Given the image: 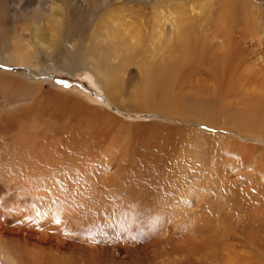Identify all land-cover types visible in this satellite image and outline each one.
Segmentation results:
<instances>
[{
	"label": "rangeland",
	"instance_id": "obj_1",
	"mask_svg": "<svg viewBox=\"0 0 264 264\" xmlns=\"http://www.w3.org/2000/svg\"><path fill=\"white\" fill-rule=\"evenodd\" d=\"M109 1L99 10L90 8L87 12V22L78 28H73L77 22L75 18L80 12L86 10L83 8L81 0L55 1L54 4L57 3L56 6L61 14V29L46 30L45 25L43 34L40 32L43 38L41 43L37 38L34 39L30 32L27 34V38L29 37L28 39L33 43L35 49L41 50L38 55L40 67L48 66L49 71L45 70L39 73V96L35 97V100L27 101L28 105H23V103L17 109L10 111L12 114H17L16 117H20V119L16 118L18 123L13 125L16 128L11 127L12 125L8 129L0 127V145L5 144V148L2 150L0 147V246L6 247L16 258L18 264H218L215 255H211L209 253L211 251L204 248L207 245L205 237L202 234L192 235L186 229L189 227L187 220H194L196 218L194 215L198 212L197 221L199 220V222L203 217L206 219L208 216L212 217V223L207 229L218 228L219 231H224L225 227L230 229L231 232L226 235V238L232 241L235 259L239 264H245L246 255H250L249 260L255 258L256 247L259 245L255 243V246H252L243 237L241 230L249 224L255 226L264 220V218L254 220L249 216V213L252 212V204L261 195L260 188L264 182V175L262 176L264 170L256 172L260 169L257 162H245L243 158L237 159L239 162L236 167L238 168L233 170L218 167H220L223 148L226 147L222 144H233L239 149L251 147L262 149L264 140L249 134L240 136L235 129L223 128L211 125L201 119L191 118V115L184 111L170 114L164 110L160 111L157 107H153L151 110L140 108L131 98V91L136 89L139 82L136 75L137 69L134 66H130L124 71L121 80L119 78L120 85L117 82L114 85H109V92L105 88V92L102 88V91H99L95 86L91 74L95 75L99 82L104 81L94 71L96 70L94 65L88 64L89 60L83 68L69 66L71 49L75 45V47L79 46L87 51L89 37L96 27V21L101 18L100 15L107 11L114 10V14L121 19L119 23L123 21L136 23L140 28H144L143 30H148L152 21L151 14L153 15L151 4L157 0ZM7 2L11 9L20 11V9H16L18 8L17 0H7ZM162 3L166 7L172 5L176 7L179 6L178 3H181V8L186 6L182 9L189 17H198L204 21L220 1L168 0ZM195 3H199L198 5L203 7L196 6ZM163 10H166L165 7L162 12ZM16 16L18 17L17 14ZM22 19L23 17L18 20L22 21ZM14 30L9 29L5 32L10 35ZM45 38L53 41H47ZM263 50L254 48V51L246 55L244 59L246 64L243 67L260 68V64H263L264 60ZM10 63L0 62V69L3 68L2 70L9 73L20 69L17 65L15 66L13 63L10 65ZM199 67L201 71H207L206 65ZM195 69L199 68L195 67ZM192 72L191 67H183L175 71V83L172 87L174 93H180L182 97L190 96L193 80L188 75ZM131 73L133 76L130 78ZM262 85L264 86V84ZM119 86H121V91L113 95L111 92ZM150 98L157 102L161 96L155 92ZM25 106L29 110H25ZM6 114L8 115L9 112H4V116ZM2 115L1 113L0 116ZM18 126L21 127L19 131L23 128H26L25 131L27 130L23 132L24 135L27 133L25 137L29 144L24 142L26 147L31 145V141H35L32 143L37 144H34L35 147L33 146L31 155H29L34 160L37 159L34 161L36 165L40 163L38 166H34L35 171L42 170L41 162L51 155L54 163L50 165L51 167L45 168L48 174L43 169L46 172L43 175H47L42 176L40 170L38 175H41L40 179H43L44 183H55L54 187L56 188L47 185L48 189L47 183L43 184L37 180L34 182L31 179L34 184L32 186L31 182L22 181L19 177L4 172L6 169L5 160L13 156V161L10 159L12 167L17 162L15 158L18 154H11L8 150L13 153L21 150H16L9 143L12 140L10 133H17ZM42 132L44 133L42 134ZM21 134L20 136H23ZM39 141L41 142L39 143ZM55 143L56 146H54ZM17 146L18 148L24 147L22 141ZM36 146L43 147L42 154L46 153V158L35 159L33 154L37 152ZM56 147L58 150L55 149ZM53 150L57 152L56 158L53 156ZM108 150L112 151L113 159L109 161L104 174H98L97 177V172L95 173L96 168L99 167L97 159L103 154H108ZM250 163L253 166V168L250 166L252 170L248 167L251 165ZM11 166L9 169H12ZM54 168L56 170H53ZM53 172L57 175L55 176ZM50 173L51 176H49ZM52 174L55 176L54 181L51 179ZM61 174L62 176L59 177ZM72 174L75 176L74 181ZM57 176L61 180L59 183L56 181L58 180ZM86 177L89 179H85ZM66 178L67 180H65ZM48 179L51 182H48ZM64 183L65 185L69 183V189ZM185 185L201 188L199 202L195 204L194 201L189 200L191 203L187 213H184L185 215L179 220H168L165 223L167 225L166 232L160 231V213L165 209H170L166 201L172 196V189L186 187ZM31 186L36 189H32ZM58 187H61V192L63 189L62 193ZM196 188L195 190H197ZM51 191L52 195H49ZM53 199L62 211H66L61 219L64 228L58 229L61 234L57 229H50L49 233L45 235L21 211L24 213L33 212L29 207L30 203L37 201L35 205L44 204L46 206L48 202L54 201ZM261 199L263 201L264 197ZM13 203H17L18 207ZM22 204L24 207H21ZM33 214L35 213L33 212ZM190 236H195V239ZM222 239L224 238L222 237ZM30 254L36 256L37 262L33 258L31 259ZM213 259L216 261L214 262Z\"/></svg>",
	"mask_w": 264,
	"mask_h": 264
},
{
	"label": "bare ground",
	"instance_id": "obj_2",
	"mask_svg": "<svg viewBox=\"0 0 264 264\" xmlns=\"http://www.w3.org/2000/svg\"><path fill=\"white\" fill-rule=\"evenodd\" d=\"M17 1L18 8L16 9H20L19 12L15 11V9H11L7 0H0V62H11L10 65L13 63L15 66L17 65L20 68L15 70L14 73L4 71L2 70L3 68L0 69V114H3L0 116V127H3L4 129H8L11 125V127L16 128V126L13 125L18 123L16 118L20 119V117H16L18 115H15V113L12 114L10 111L17 109L18 106L22 105L23 103V105H28L27 101L35 100L37 96H39V73L45 70L49 71L48 66H43L44 68L40 67L38 55L41 53V50L35 49L33 43L28 39L29 37L27 38L28 32L33 35L34 39L37 38L41 43V40H43V27L45 25L46 30H59L62 27L60 24L61 14L58 7L56 6L57 3L54 4L55 1L61 0ZM138 1L141 2L147 0ZM164 1L168 0H157L151 4V7L153 8V15L151 14L152 21L148 26V30H143L144 28H140L136 23H127L125 21L119 23L121 19L118 15L114 14V10L107 11L103 15H100L101 18L96 21V27L90 34L87 51L86 49L79 46H76V48L74 45L73 49H71L72 51L68 60V65L75 67L80 66L83 68L87 60H89L88 64L91 66L92 64L94 65L96 70H93L97 72L104 81L102 83L99 82L97 78H95V75L91 74L93 77L92 80L95 82V86H97L99 91H102L101 88L104 91L105 88V90L108 92L110 90L109 85H114L116 82L119 84V78L121 80V76L123 75L124 71L128 67L134 66L137 69L136 75L139 78V82L136 85V89L131 91V98L132 100L134 99L136 101L137 106H140V108L144 107L151 110V108L157 107L160 111L164 110V112L170 114L175 113L176 111H184V113L191 115V118L194 117L199 120H204L205 122L207 121L211 125L235 129L238 131V135L240 136L249 134L264 140V86L262 85L264 84V60L263 64H260V68L249 69L248 67H243V65L246 64V61L244 60L246 55H249L251 51H254V48L264 49V0H219L220 3L216 4V8L214 10L212 8L213 11L211 14L207 15V18L204 21H201V19L198 17H189V15L184 13V10L182 9L186 6L181 8V3H178L179 6L176 7L173 5L171 7H166L163 6L162 3ZM109 2V0H81L83 8H86V10H84V12H80L75 18V21L77 22L74 24L73 28H78L80 25L87 22V12L90 8L99 10ZM198 4L196 6H202ZM201 4L203 3L201 2ZM164 7L166 10H163L162 12ZM21 17L26 20H18ZM9 29L15 30L10 35H7L6 32ZM40 32H42V34ZM49 38H45V40L53 41ZM86 54H88V56H86ZM257 58L259 59V57ZM200 65H206L205 69L207 71H201L199 67ZM183 67H191L193 69L192 74L188 75L193 80L192 92L189 97H182L180 93H174L172 90L173 84L175 83V71ZM195 67H198L199 69H195ZM132 76L133 73L130 74V78ZM44 77L46 76L44 75ZM120 91L121 86L115 88L111 93L116 95ZM155 92L159 93L161 96V99L157 102L150 98V96ZM40 104L41 102L39 105ZM24 109L27 110L28 107L25 106ZM4 112H9V114H11H6V116H4ZM20 114L21 113H19V115ZM97 117L99 118V116ZM20 129L21 127L17 129V133H10L12 140H10L9 143L15 147L16 150H21H18L17 152L14 151V153L11 150H8L11 152V154H18V156L16 155L17 157L15 158L17 162L15 166L12 167L11 164L13 161V156L8 160H5L4 166L6 169L4 172L12 174L15 177H19V179L22 181H29V183L31 182V185L33 184L31 179H33V181L37 180V182L46 184L47 182L44 183L45 181L40 179L41 175H38V171L40 169L38 171H35L34 169V166H38L40 163L36 165V162L34 161L37 160L36 158L39 160L40 158H46L47 155L46 153L42 154L43 147L40 148L36 146V156L33 154L36 160L29 157L35 144L32 142L35 141H31V145H28L27 148L26 143H28V140L25 137L27 133L25 135L23 134V132H26L27 130L25 131L26 128H23L24 130H21V134V131H19ZM43 133L44 132H42V134ZM20 134L23 136H20ZM21 141L23 146L26 148H18L17 145H20ZM24 142L26 143L24 144ZM40 142L41 141H39V143ZM39 143L38 145H41ZM4 145H0L1 150L5 148ZM195 145H197L196 142ZM222 145H226V147L223 148L224 150L219 164L220 167L218 168H228L233 170L234 168H238L236 167L239 162L237 159L240 160L243 158L245 159V162H257L256 164L260 169L256 172L259 173L261 170H264V147H261L262 149H258L259 147L256 149L255 147L239 149V147H235L233 144L224 143ZM54 146H56V143ZM57 148L58 147L55 149ZM6 151L4 152L6 153ZM107 153L108 154L99 156L97 159L99 161V167H97V170L95 171V173L97 172V177L98 174H104V172L107 170L108 163H110L109 161L113 159L112 151L108 150ZM56 155V150H53L54 158H56ZM7 157L8 154L6 155V158ZM47 157L48 158L41 162V166L43 165L42 170L48 168L52 163H54L51 155H48ZM10 159H12V161H10ZM92 162L94 163V161ZM250 164L251 165L247 166L252 170V163ZM10 166L12 169H9ZM42 170H40L42 176H46L48 174L47 170L45 169L47 174L44 175L43 173L46 172ZM53 170L56 169L54 168ZM70 171H72V169H70ZM75 174L77 173L75 172ZM54 175L56 176L57 173ZM54 175L51 178L52 180L55 177ZM256 175L259 176L260 174ZM263 175L264 174H262V176ZM49 176H51V173ZM61 176L62 174L59 177ZM59 177L57 176L56 179ZM74 177L75 176L72 174L73 181ZM82 177H84V175ZM85 179H87V177ZM65 180H67V178ZM56 181L59 183L61 180L58 179ZM48 182L51 181L48 179ZM68 184L65 186L68 187ZM47 185L53 188L55 183H47L46 186ZM97 185L100 186L99 184ZM32 186V189H36V187L34 188ZM49 186H47L48 189ZM185 186L186 187L172 189V196H169V199L166 195L168 199L166 204L170 206V209H165V211L160 213V231L162 230L166 232L167 225L165 223L168 222V220H179L183 215H185L184 213H187L189 210L188 207L191 201H194L195 204L199 202L201 198V188L197 189L196 186L195 188L197 190H195V188H193L191 185ZM40 187H42V185H40ZM28 188L30 187L28 186ZM42 188L44 189V187ZM58 188L60 190L61 187ZM47 192L49 191L47 190ZM260 193L261 195L258 196V198L255 197L257 198V201L252 204V212L249 213V216L254 220H261V218H264L262 217L264 215V200L262 201L261 199L264 197V182L261 184ZM49 195H52V191ZM48 198L49 197L47 196V199ZM189 200H191L190 203ZM35 202L29 204V207L35 214H33V212H30L32 214L25 212V214L23 211H21L22 209L19 211H21V213L24 215H27V217H29L30 220L36 224L41 233L47 235L50 229L58 230L59 228H64L61 219L64 217V213L66 211H62V209L56 204L55 200L48 202L46 206L44 204V206L41 204H39L40 206H37L38 204L35 205ZM13 205L18 207L17 203H13ZM22 206L23 204L21 207ZM64 206L62 207L64 208ZM65 210H67L66 207ZM193 213L195 214V212ZM197 213L198 212H196L194 215V217L196 216L194 220L192 218V220L188 219L190 217L187 218V221H189V227L186 229H188L192 235L202 234L205 237L207 240H205L207 245L204 248L209 249L211 251L209 253L211 255H215L216 260L220 264H239L236 261L235 254L232 250V241L226 238V235L230 234L231 232L230 229L227 227L224 228V231H219L218 228L215 227V230L209 228L207 229V227L212 223V217L207 215L208 219L203 217V219H201L199 222V220L197 221L199 215H197ZM59 231L60 230H58V232ZM59 234L61 233L59 232ZM241 234L244 235L243 237L248 242H250L252 246H255V243L259 245L256 247L257 255L254 256L255 258L249 260L250 255L248 254L249 257L246 255L247 257H245V264H256V262L257 264H264V220L255 226L249 224V226H246V228L241 230ZM190 237L195 239V236ZM222 237L224 239H222ZM29 256H31V259L33 258V260L37 262L35 255L30 254ZM216 260H214V262ZM0 264H18L16 258L13 257L7 248L2 245L0 246Z\"/></svg>",
	"mask_w": 264,
	"mask_h": 264
},
{
	"label": "snow or ice",
	"instance_id": "obj_3",
	"mask_svg": "<svg viewBox=\"0 0 264 264\" xmlns=\"http://www.w3.org/2000/svg\"><path fill=\"white\" fill-rule=\"evenodd\" d=\"M61 83H65V82H61Z\"/></svg>",
	"mask_w": 264,
	"mask_h": 264
}]
</instances>
